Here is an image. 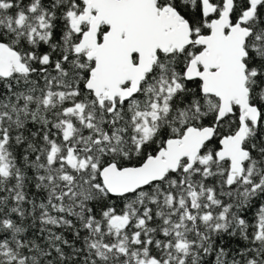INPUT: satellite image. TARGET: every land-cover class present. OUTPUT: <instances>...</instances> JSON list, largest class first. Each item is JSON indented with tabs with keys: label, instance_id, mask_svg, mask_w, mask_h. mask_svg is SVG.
Returning a JSON list of instances; mask_svg holds the SVG:
<instances>
[{
	"label": "snow or ice",
	"instance_id": "1",
	"mask_svg": "<svg viewBox=\"0 0 264 264\" xmlns=\"http://www.w3.org/2000/svg\"><path fill=\"white\" fill-rule=\"evenodd\" d=\"M0 264H264V0H0Z\"/></svg>",
	"mask_w": 264,
	"mask_h": 264
}]
</instances>
